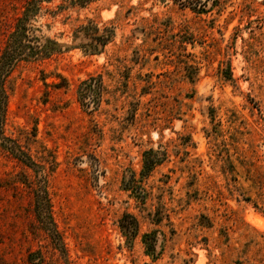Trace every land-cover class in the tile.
Segmentation results:
<instances>
[{"label":"rangeland","instance_id":"obj_1","mask_svg":"<svg viewBox=\"0 0 264 264\" xmlns=\"http://www.w3.org/2000/svg\"><path fill=\"white\" fill-rule=\"evenodd\" d=\"M71 1L0 0V61L28 10L58 45L5 75L0 264H264V0ZM91 25L115 31L97 55Z\"/></svg>","mask_w":264,"mask_h":264},{"label":"trees","instance_id":"obj_2","mask_svg":"<svg viewBox=\"0 0 264 264\" xmlns=\"http://www.w3.org/2000/svg\"><path fill=\"white\" fill-rule=\"evenodd\" d=\"M97 0H72L71 5L73 7H84ZM175 4L181 6L184 9H190L195 13L200 14L207 8L209 0H174ZM29 11V10H28ZM24 14V18L26 14ZM23 18V19H24ZM22 19V20H23ZM27 19V18H26ZM21 19L18 21V28L14 32V35L11 39L10 44L6 46L3 56L0 61V125L2 124L6 108H7V93L4 89V79L5 75L13 68L14 64L21 58L35 59L39 57H50L57 51V43L54 41L47 40L44 45L41 46H32L31 41L29 40L30 35L28 33V28L25 26L24 22ZM77 33L84 34L88 39L89 43L81 44L80 48L84 49L85 52L91 55H97L102 53L105 47L113 40L115 36V31L113 28H105L102 31L96 26H85L81 27ZM77 38V37H76ZM90 82V80H89ZM87 85V84H85ZM94 92V91H93ZM10 151L17 156L21 161L26 165L32 166L31 158H24L20 155L18 147H7ZM162 163L160 154L156 151L150 150L144 153V175H149L156 166ZM35 214L38 223L42 228L49 232L50 235L56 240L59 244L61 239L59 237L58 230L55 225L52 213L51 200L47 190L43 187L38 189L35 192ZM133 233L136 234V231L133 230ZM134 236V234H133ZM148 237H146L147 249L153 251V247L148 245Z\"/></svg>","mask_w":264,"mask_h":264}]
</instances>
